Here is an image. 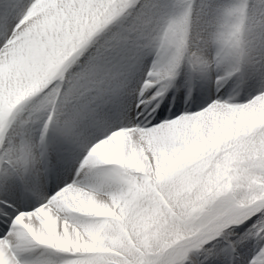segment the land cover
Returning <instances> with one entry per match:
<instances>
[{
	"label": "snow or ice",
	"instance_id": "obj_1",
	"mask_svg": "<svg viewBox=\"0 0 264 264\" xmlns=\"http://www.w3.org/2000/svg\"><path fill=\"white\" fill-rule=\"evenodd\" d=\"M0 264H264V0H0Z\"/></svg>",
	"mask_w": 264,
	"mask_h": 264
}]
</instances>
